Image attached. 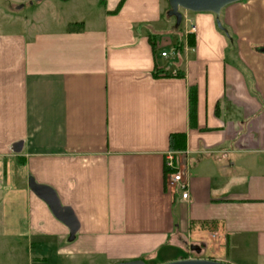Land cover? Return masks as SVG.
Listing matches in <instances>:
<instances>
[{
  "label": "crops",
  "instance_id": "obj_1",
  "mask_svg": "<svg viewBox=\"0 0 264 264\" xmlns=\"http://www.w3.org/2000/svg\"><path fill=\"white\" fill-rule=\"evenodd\" d=\"M118 1L89 22L0 32V243L26 245L28 264H232L228 247L250 240L264 264V0L224 7V31L212 13L181 12L170 55L155 41L167 0L110 12ZM175 132L187 200L164 179ZM29 177L71 209L73 238Z\"/></svg>",
  "mask_w": 264,
  "mask_h": 264
},
{
  "label": "rangeland",
  "instance_id": "obj_2",
  "mask_svg": "<svg viewBox=\"0 0 264 264\" xmlns=\"http://www.w3.org/2000/svg\"><path fill=\"white\" fill-rule=\"evenodd\" d=\"M114 5L115 0H0V32L17 30L20 21L25 19L33 23L39 22V25H36L42 29H56L74 25L75 22H89L103 14L106 9H112ZM167 11L161 21V25L165 24L163 30L166 32L162 36H155V41L160 43L158 52L164 48L170 55L172 48L180 40V34H183V23L180 25L179 30H176L175 18L168 16ZM180 11L183 12V10ZM219 21L222 25L220 17ZM163 42L164 44H162ZM16 184L15 178H13L12 185L16 186ZM18 208L20 211V206ZM22 220L19 217V222H22ZM248 242L247 245H243L241 248L232 245L228 247L226 256L232 264H260L262 262L256 258L250 240ZM12 248V246L0 243V264H28L26 258L28 247L19 245L13 252ZM16 257H18L17 260ZM52 258L46 264H65L62 260H52ZM39 262L34 260L33 264H39Z\"/></svg>",
  "mask_w": 264,
  "mask_h": 264
},
{
  "label": "water",
  "instance_id": "obj_3",
  "mask_svg": "<svg viewBox=\"0 0 264 264\" xmlns=\"http://www.w3.org/2000/svg\"><path fill=\"white\" fill-rule=\"evenodd\" d=\"M35 1H40V0H35ZM239 1L242 0H167L169 6L167 15L175 18V28H178L182 21V13L180 10L194 12V13H202V12L212 13L215 16L217 27L219 29H224L219 21L221 10L227 5ZM262 51H264V49H262ZM27 186L34 193V195H36L39 199H42L48 205L52 214L69 228L70 236L71 238H73L74 234L78 229V223L71 209L68 207L61 206L55 192L49 187L37 184L32 177H29L27 179ZM190 250L199 253L200 246L191 245ZM116 264H146V263L141 259H137L133 261L119 262ZM162 264H226V263L195 257V258L179 259L175 261L165 262Z\"/></svg>",
  "mask_w": 264,
  "mask_h": 264
},
{
  "label": "trees",
  "instance_id": "obj_4",
  "mask_svg": "<svg viewBox=\"0 0 264 264\" xmlns=\"http://www.w3.org/2000/svg\"><path fill=\"white\" fill-rule=\"evenodd\" d=\"M124 0H119L116 4L114 10L110 11L112 13H116L122 6ZM182 22V21H181ZM181 25V24H180ZM179 25V27H180ZM178 28H175L176 30H179ZM219 29V28H218ZM224 31V29H219ZM182 47V42L179 41L175 45V51H179ZM162 72V76H168V70H159ZM153 75L156 77L158 76V73H153ZM175 76L182 77L183 74L180 73L178 70H176ZM196 101H197V95H196V89L194 87H190L188 89V120L189 125L194 126L196 121ZM186 145V134L184 132H175L170 133L168 136V148L170 151L179 152L185 150ZM166 178V170L164 168V179Z\"/></svg>",
  "mask_w": 264,
  "mask_h": 264
},
{
  "label": "built area",
  "instance_id": "obj_5",
  "mask_svg": "<svg viewBox=\"0 0 264 264\" xmlns=\"http://www.w3.org/2000/svg\"><path fill=\"white\" fill-rule=\"evenodd\" d=\"M190 32L195 31L194 25L190 26ZM162 57L167 56V52H161ZM164 168L166 170V185L174 192L177 191L182 200L188 199V184L184 180L179 168V152L167 151L164 154Z\"/></svg>",
  "mask_w": 264,
  "mask_h": 264
}]
</instances>
